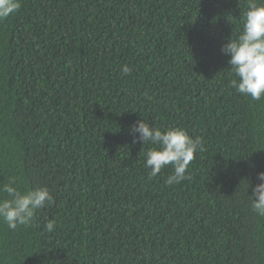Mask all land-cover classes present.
<instances>
[{
	"label": "trees",
	"instance_id": "1",
	"mask_svg": "<svg viewBox=\"0 0 264 264\" xmlns=\"http://www.w3.org/2000/svg\"><path fill=\"white\" fill-rule=\"evenodd\" d=\"M247 4L21 0L0 20V187L54 198L31 225L0 221V264H264L246 195L264 171V99L231 86L221 52ZM140 120L202 139L180 184L171 166L149 176Z\"/></svg>",
	"mask_w": 264,
	"mask_h": 264
},
{
	"label": "clouds",
	"instance_id": "2",
	"mask_svg": "<svg viewBox=\"0 0 264 264\" xmlns=\"http://www.w3.org/2000/svg\"><path fill=\"white\" fill-rule=\"evenodd\" d=\"M21 7V0H0V20L8 18ZM221 52L230 56L229 69L234 75L231 86L241 95L252 101L264 99V0H248L247 11L242 17V29L238 35L229 38L223 44ZM131 71L124 65V75ZM138 133V136L135 135ZM133 143L151 144L145 154V167L150 169L149 176L155 177L162 169L171 166L172 174L166 178L168 186L178 185L186 178L189 164L195 154L204 151L201 138L191 137L182 127L161 129L144 120L137 121L131 127ZM257 183L246 185L249 206L258 217H264V171L256 174ZM252 187L251 195L248 188ZM0 221L10 230L18 226L31 225L36 211L54 202L47 187L21 191L15 177L0 187ZM48 232L55 228V221L49 220L45 225Z\"/></svg>",
	"mask_w": 264,
	"mask_h": 264
}]
</instances>
